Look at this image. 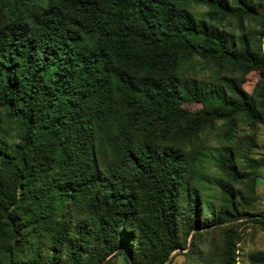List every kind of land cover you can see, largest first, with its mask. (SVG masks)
<instances>
[{"label":"trees","instance_id":"trees-1","mask_svg":"<svg viewBox=\"0 0 264 264\" xmlns=\"http://www.w3.org/2000/svg\"><path fill=\"white\" fill-rule=\"evenodd\" d=\"M260 1L0 0V264H237Z\"/></svg>","mask_w":264,"mask_h":264},{"label":"rangeland","instance_id":"rangeland-1","mask_svg":"<svg viewBox=\"0 0 264 264\" xmlns=\"http://www.w3.org/2000/svg\"><path fill=\"white\" fill-rule=\"evenodd\" d=\"M259 12L264 15V0L260 1L258 6ZM198 13L205 11V8H196ZM250 27H253L255 30H259V23L255 20L250 22ZM197 75L201 79H210V71L206 69V65L203 63H196ZM203 73V74H202ZM242 88L248 92L251 96L257 97L258 94L264 87V77L260 71H251L249 72L243 82L241 83ZM184 106L192 111H196L201 108L200 104L197 103H186ZM256 129H253L252 126L244 120H241L237 126V134L240 136L249 135L253 139V146L247 151L249 158L253 161H261V165H244L243 169L249 172H253L259 176V179L255 186V199H253L251 193L248 191V188L242 186L246 190L247 197L249 199V205L245 206L250 212L257 214L260 217V214L264 212V124L259 123ZM219 137L215 134L211 137L210 145L217 147L219 144ZM255 143V144H254ZM210 173L214 174L216 169L212 164L208 166ZM243 235V240L238 246V257L237 264H251L249 261V255L256 252H261L264 254V227L259 224L251 223L241 229ZM212 239V236L209 237L208 241ZM207 241V242H208ZM191 242V237L188 239V243ZM186 250H177L170 258V261H173V264H185L186 257L184 253ZM120 258L114 259V264H124L120 261Z\"/></svg>","mask_w":264,"mask_h":264}]
</instances>
